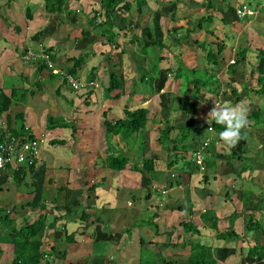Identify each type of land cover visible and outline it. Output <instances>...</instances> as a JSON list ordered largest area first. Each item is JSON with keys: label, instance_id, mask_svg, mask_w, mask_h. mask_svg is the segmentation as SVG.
Here are the masks:
<instances>
[{"label": "crops", "instance_id": "obj_1", "mask_svg": "<svg viewBox=\"0 0 264 264\" xmlns=\"http://www.w3.org/2000/svg\"><path fill=\"white\" fill-rule=\"evenodd\" d=\"M218 1L215 2L216 8L222 6L221 8L227 11L215 14L214 20L217 25L222 24L221 17L227 19V24L219 26L218 32L231 29L236 34V41L230 37L233 39V49L229 48L230 44L225 41L227 44L225 52L228 55L224 52V57L229 56L230 59L226 60L231 62L240 42L239 34L242 32L246 31L247 36L254 35L259 43L264 42L263 35L259 34L261 31L255 33L258 29L254 25L255 22L264 24V9H260L264 6V1L257 3L256 9L251 8L243 2L244 0H231L229 4L225 0ZM182 2L174 1L171 4L160 5L154 0H146L139 14L133 4L131 16L135 24L124 25L120 15L114 18L117 27L110 29L112 36L115 37L113 43L107 40L111 35L107 32L109 28L97 27L89 21L95 9L93 5L99 4V0H67L62 11L57 13L46 11L45 0H0V88L8 96L13 89L27 90L23 102L14 103L9 107L10 126H17L15 116L18 113L23 114L24 128L29 129L35 138L43 143L38 151L37 168L34 172L27 171L20 183L14 180L10 169L0 170V207H4L5 211L15 218L17 230L26 220L32 223L40 214L46 215L38 235L41 241L40 249L45 252L40 264H82L85 257L88 258L87 264H135L140 260L141 238L152 244H164L169 241V245L162 251L164 259L171 261L170 264H185L190 247H184L183 242L190 236L179 226V222L184 219H192L198 224L201 232L199 239L203 244L214 248L218 264H264V258L250 257L246 252L249 242L264 243L260 229L249 233L245 231L248 214L259 215L258 221L264 216V210L260 208L264 200L261 197V188L255 197L257 201L249 188L256 181V176L250 179L251 173L246 172L238 175V166L240 169L241 165L231 162L230 158L221 160L214 156L222 153L225 156L231 155L230 152H226L222 142L217 140L214 131L204 139L207 145L203 147V142L198 149L202 151L205 170H199L191 175L180 171L181 160L168 168L171 160L169 152L158 142L160 130L169 119V114L173 113L174 117L180 119V121L169 119L177 128L187 123L202 126L203 122L207 121L208 114H204V117L199 114L204 105L209 107L204 100L194 114L185 107L181 108V105L175 108L176 110L171 106L172 95L184 99L185 96L192 94L193 85L188 83L186 88L185 75L175 76L179 61L188 68H185L187 79H190L191 68L197 66L212 69L208 64L205 67L199 65L201 62H198L196 50L198 46L185 39V31L194 30L190 24L197 20L192 10L203 9L205 14V9L188 6L190 0ZM157 4L160 6L157 7ZM241 4L248 5L255 14L250 18H240L235 12L228 10L229 6L236 10ZM26 8L31 10V19L25 17ZM166 11L168 12L164 14ZM242 19L245 21H241ZM97 20L101 21L102 17L98 15ZM16 24L20 30L15 28ZM173 28L179 29L173 33ZM83 30L90 33L86 39L82 37ZM38 31L42 33V37L38 41H31L30 37ZM199 32H195L197 33L195 35L198 36ZM158 38L162 39L166 48L161 53L163 59L158 63L160 71L154 73L142 48L152 45ZM47 47L52 48L53 71L59 75L56 78H51L47 70L38 76L35 75L36 58L45 53L43 49ZM27 54L32 56L28 58ZM79 56L85 60L77 69L75 79L86 83L87 86L75 90L60 74L66 66L72 65L73 61L68 58ZM261 61L259 60V67ZM255 62V53L248 51L246 60L236 67L237 78L245 81L250 75V80H254L256 74L252 75V67ZM226 67L224 64L216 72L217 77L222 75L224 82H220V91L212 94L219 96L221 89L225 91L228 78L224 73ZM111 72L116 73L122 83L117 98H105L103 94V88L107 86ZM147 73L152 77L149 90L143 86L149 83H145L141 78ZM140 82L143 84L138 86ZM185 88L188 92L186 94L183 91ZM210 88H203L204 92L201 90L196 99L201 101L200 98L208 97L211 93ZM217 96L214 97V101ZM193 99L192 97L191 100ZM230 101L223 95V99L217 102L227 104ZM210 105L212 107H209V110L214 107L213 104ZM139 106L147 107L150 111L146 129L151 138L150 146L147 144L143 154L141 153V157L138 158L141 160L145 150L150 149L155 152L151 158L156 162V169L151 175L142 174L144 180L137 171L126 169L115 175L104 166L108 142L117 152L135 149V153L138 142L126 144L118 135L108 139L101 125L104 112L109 119H118L122 116L124 107L133 109ZM161 114H165L164 120ZM53 119L61 125L70 124L67 127H48L49 124H53ZM2 126L7 128L3 115L0 117V127ZM156 138L158 146L155 143ZM51 140L64 143L51 144ZM160 151H166V158L163 159L159 155ZM188 153L189 156L186 158L193 159L195 152ZM206 161L213 162V167L206 168ZM148 176L152 180V189L160 192L159 199L156 198L158 195L153 193L149 199L137 194L139 191L136 186L143 182L147 185L145 177ZM175 179H179L180 185H168ZM96 183L99 187L89 190L91 185ZM59 185H66L70 189L66 201L62 197L63 193L56 192ZM42 186L47 191L44 205L36 209L22 207L27 202L35 203L40 199ZM148 190H143V195ZM130 191H135L138 195L136 205H133L132 198L128 196ZM54 198H58V202H53ZM245 198L252 203H246ZM80 202L88 213L85 220H81ZM56 206H59L58 209L54 208ZM178 207L183 210L178 211ZM210 209L218 218L219 231L228 230L232 226L242 238L227 242L216 239V230L209 228L201 220V213ZM154 212L157 213L154 221L158 224V234L146 225L132 228L134 222L142 219L147 221L143 216L146 214L150 218ZM4 229V224H0V234L3 235ZM66 235H70L73 240L67 242ZM6 240L0 237V264H11L14 257V246ZM149 247L147 253L153 251L155 256L148 261L151 264H162L161 251L153 250L152 245Z\"/></svg>", "mask_w": 264, "mask_h": 264}, {"label": "trees", "instance_id": "obj_2", "mask_svg": "<svg viewBox=\"0 0 264 264\" xmlns=\"http://www.w3.org/2000/svg\"><path fill=\"white\" fill-rule=\"evenodd\" d=\"M67 0H45V9L48 13H57L62 11V7L65 4ZM155 3L158 4H171L172 2H182V0H154ZM264 1L260 0L259 4ZM146 2V0H99V4L93 5L95 9H93L91 17H90V23L97 26V27H103L106 26V28H109L107 30L108 33L111 35L108 36L107 40L108 42H115V37L112 36V32L110 29H115L117 26L114 22V18L116 19L118 15L122 18V23L128 26H131L135 24V21H133L131 16V8L132 5L135 4L136 12L139 14L142 11V6ZM216 0H190L188 3V6L190 7H200L205 9V14L200 18V20L196 23V28L193 27L194 30L188 29L185 31L186 40L190 41L191 43H194L198 46V48L205 49L206 43H208V50L205 54V60L213 70L210 72L208 68L200 69L196 66L194 68L190 69V79L188 77V74H186V66L183 64V62H178V68L177 73L175 74L176 77H180L182 75H185L186 78V88L189 85L188 83H192L193 85V93L195 96H199L201 93V89L203 88H210L211 86L213 88H210L213 90V92L218 93L220 90V82H222L217 77L216 72L220 70V68L226 64V70L225 74L228 75V78L226 80V88L224 91V96L228 97L231 101L227 103L228 105H240L241 103V97L247 98L249 93H253L254 95L264 97V75L259 72V60L264 56V53L261 51V49H254L250 41L248 40L247 36L241 35L240 42L237 44V47L235 49V53L233 55V62H228L230 59L224 57V52L226 50V43L225 38L227 35L225 34L223 36L217 35V31L219 30L218 27L227 24V19L225 17L220 18L221 25H217L218 23L215 22V14L216 13H223V9L221 7L216 8L215 6ZM264 9V7H263ZM228 10L230 12H235V9L231 6H229ZM98 15L102 17V20L99 22L97 20ZM25 17L27 19L32 18V13L30 8H26ZM15 28L17 30H20V27L18 24L15 25ZM179 28H173L172 32L176 33ZM197 29V30H196ZM202 31L204 32V37L202 39L197 38L195 32ZM195 36H193L192 34ZM259 33V32H258ZM90 33L87 30L82 31V37L83 39H86L87 36ZM260 35H263V33H259ZM42 37V33L40 31L36 32L30 37L31 41H38ZM159 45L161 49H165L166 45L162 42L161 38H158L154 40L152 43V46ZM215 46L216 49L214 50L212 46ZM147 47H143L142 50L143 53L146 54V57H151L152 59L156 60L153 64H148L152 72L159 73L160 68L158 63L163 59V56H153L152 51L150 48L146 49ZM154 48V47H153ZM43 51L48 54L49 60L52 61L54 59V56L51 54L52 48L47 47L44 48ZM248 51H254L256 62L252 67V75L256 74L254 80H250V75L244 79H239L236 76V67L247 58ZM37 61L35 62V75L38 76L41 72L44 70L49 71V76L51 78H56L59 76L58 74L54 73L53 71V65L52 67H49L46 63V61L40 57L36 58ZM228 59V60H226ZM68 60H72L73 63L71 66H66L65 70L60 74L63 76V79H65V75H70L72 77H76V71L80 67V65L85 60L84 57H72L68 58ZM188 69V68H186ZM148 74V73H147ZM142 75L141 78L144 80L145 83H149V87L151 89V81L152 77L150 74ZM222 74V73H221ZM187 75V76H186ZM239 80V81H238ZM190 81V82H189ZM238 82V83H237ZM236 83V84H235ZM255 84V87H254ZM121 81L118 78V75L114 72H111L108 76V84L103 88V94L105 98H117L119 96L118 89L121 88ZM239 85V88L237 89L236 86ZM219 87V88H218ZM185 88V89H186ZM13 92H11V95H6L3 90L0 88V117L3 115L4 120L7 124V128L11 131L12 134L18 136V137H25L28 139L35 140V136L31 133L29 129H25L23 125V114L18 113L16 114V122L17 126L12 127L10 126V117H9V107L14 103H21L24 101L26 97V89H13ZM151 91V90H150ZM188 91V90H187ZM190 92V91H189ZM185 107L184 105L180 106ZM180 109V108H179ZM198 109V105L194 102L191 103L187 111L191 113H195ZM174 110H176L174 108ZM173 111V110H171ZM149 109L144 106L135 107L133 109H130L128 107H124L122 111V116L118 119H109L107 117L106 112L102 115V128L104 130V134L108 139H110L113 135H118L120 140L125 141L127 143L132 142H138V154L137 151L135 155L132 153L131 149L128 151H121L117 152L113 149L111 146V143L108 142L106 147L107 155L104 159V166L111 170V173L118 174L120 171L130 169L137 171L142 174H149L151 175L152 171H155L156 169V162L152 158L144 157L142 155L141 160H139L141 157V153L143 154V150L145 149L146 145L148 144L146 135L147 132L145 130L147 121L149 120ZM249 120L251 122V125L257 126V125H264V105L257 106L256 108L252 109L250 113L248 114ZM50 120L52 118H49ZM204 124L202 126H194L192 124H185L184 126L177 128L173 122H171L169 119L164 124L165 126L160 130V136L158 138V142L161 146L167 149L169 152V155L172 154V157H170V161L168 163V168H170L172 165L177 164L179 160H181L182 164L180 167V171L187 172L189 175L198 172L199 167L194 161V159L186 158L184 153L191 151L196 152L198 151L200 145L204 142V139L206 138V134H204V130H207L209 127V124L207 122H203ZM70 123H61L54 121L53 124H49L48 127H56V126H64L67 127ZM211 126L214 128V132L216 133L217 140L221 141L219 139V133L223 130L222 125H218L215 123V121L212 122ZM174 134V136H171ZM204 134V135H202ZM242 139L240 141L241 143V152L238 154H231V157L233 159H236L237 161H241V167L240 170H238V175H241V173H244L246 171H250L251 173L250 179H254L256 176V171L263 170L264 171V150L260 151L262 152L261 156H258L259 153H253L251 149L253 150L256 147V144L252 137H250L247 134V128L243 130L242 132ZM106 138V140H107ZM222 142V141H221ZM51 144H63V141L58 140H51ZM172 145V146H171ZM179 151V152H178ZM132 153V154H131ZM258 154V155H257ZM134 155V156H132ZM216 158H219L221 160L229 159L228 156H225V154H214ZM39 160V158H38ZM35 164L30 165L27 167H21L17 172L13 173L14 180L17 183H20L22 180H24L25 175L27 171L34 172L37 168V161ZM206 168H212L213 162H205ZM237 173V172H236ZM43 176V174H42ZM205 179L207 177L204 176ZM262 184H261V197L264 199V174L262 176ZM145 182L150 186V189L145 193L144 198L149 199V197L152 196V180L150 179V176L145 178ZM179 179H175L174 181H171L168 183V185H180ZM99 187V184L96 183L94 185H91L89 190L95 189ZM56 192L58 194L63 193V199L66 201L67 197L70 193V189L66 185H59L56 187ZM47 191L44 188V186L40 189V199L35 202H27L26 204H23L22 207L25 208H31L36 209L37 207L44 205L45 201V195ZM128 196L130 198H133L135 196L138 197V195L133 192H129ZM58 198H54L53 202H58ZM245 201L248 202L249 199L245 198ZM59 207V206H58ZM58 207H54L55 209H58ZM79 207L81 208L82 217L81 220H85L88 217V213L85 211L86 208L82 206V203L80 202ZM260 208L264 210V200L260 204ZM178 211L183 210L181 207L177 208ZM213 212L210 210H206L204 213H201V220L202 222H205L209 228H212L216 230V239L223 240L225 242L232 241V240H239L241 239V235L235 232V230L230 226L228 230L225 231H219L217 228V220L218 218L212 214ZM157 216V213L154 212L153 218L150 217L149 220L144 221L143 219L134 222L132 225V228H135V226L139 227L141 225H146L151 227V229L154 231L155 234L159 233L158 224L154 221V217ZM45 214H40L36 220H34L32 223H30V220H26L24 225L17 230L14 224L15 218L11 216V214H8L5 211L4 207H0V224H4V233L3 235L0 234V237L2 240L9 241L13 244L14 248V257L12 259L11 264H40L41 259L44 258V253L41 251V241L39 240V229L40 226L45 221ZM56 218L58 216H55ZM179 226L182 227V230L185 234H189V238L184 240L183 246H189L190 252L187 256V259L185 260V264H218L217 259L215 258V250L211 246H208L207 244H203L199 237L201 236V232L198 228V224H195L192 219H184L179 222ZM246 233H249L255 229H260L262 231V236H264V218L261 217L259 221L255 219V216L250 213L246 217V226H245ZM131 229V228H130ZM129 229V230H130ZM65 239L67 242H71L73 239L70 237V235H66ZM247 241V240H243ZM249 241V239H248ZM250 243V242H249ZM247 246V254L250 257H261L264 258V243L259 242H253L250 243ZM140 245H141V255L140 258L144 260H151L155 255V253L152 251V253H149L147 256L145 255L146 251L148 250L149 245L153 246V250L155 251H161V255L163 257L162 264H170L171 261H166L164 259V256L162 254V251L165 246L169 245V241L162 244V243H151L147 242L144 238L140 239ZM147 258V259H146ZM84 261L82 264H87L88 258H83ZM135 264H141V262L135 263Z\"/></svg>", "mask_w": 264, "mask_h": 264}, {"label": "rangeland", "instance_id": "obj_3", "mask_svg": "<svg viewBox=\"0 0 264 264\" xmlns=\"http://www.w3.org/2000/svg\"><path fill=\"white\" fill-rule=\"evenodd\" d=\"M162 1H165V0H162ZM220 1V0H219ZM218 1V2H219ZM226 1V3L227 4H229V2L231 1V0H225ZM243 2H246L251 8H253V9H256V6H257V3H259L260 2V0H244ZM161 5V4H160ZM160 5H158L157 4V7H159ZM162 6H164V5H162ZM220 7H222V6H220ZM264 6H262V7H260V9L261 8H263ZM161 8V7H160ZM165 10H167V9H165ZM193 12H194V16H195V18L197 19L194 23H192V24H190V25H193V27L194 28H196V26H197V22L200 20V18L204 15L203 13V9H195V10H192ZM224 11V10H223ZM168 11H166V12H164V14L165 13H167ZM227 12V11H226ZM225 11H224V13H226ZM229 14H231V13H229ZM232 15V14H231ZM250 18V17H249ZM241 21H245V20H241ZM196 25V26H195ZM254 25L257 27V29H258V31L256 30L255 31V33L256 32H259V31H261V33H264V24H262V23H254ZM192 27V26H191ZM222 30H223V28H222ZM217 33H218V35L219 36H223L224 37V35L226 34L227 35V38H225V41H226V43L227 44H230V47L229 48H231V49H233V45H232V38H230V37H233V38H235L236 37V34H234V31H232L231 29H228V30H226V31H217ZM241 35H244V36H247V33H246V31H244V32H242L241 34H239V38L241 37L242 38V36ZM249 35V34H248ZM262 36V35H261ZM199 39H202L203 37H204V32H199V34H198V36H197ZM248 37V40L249 41H251V46L254 48V49H261V51L264 53V42H262V43H259V41L257 40V39H255L254 38V35L251 37L250 35L249 36H247ZM250 37V38H249ZM230 38V39H229ZM263 38H264V34H263ZM231 40V41H230ZM235 41H236V38L234 39ZM239 40H241V39H239ZM264 40V39H263ZM227 44H226V46H227ZM207 46V47H206ZM206 46H205V49H202V48H198V49H196L197 50V59H198V62H201V64H199V65H201L202 67L204 66H206V64H207V62H206V60H205V54H206V51L208 50V43H206ZM235 46V45H234ZM254 46H256V47H254ZM154 47V48H153ZM148 48H150V50L152 51V54H153V56H159V55H161V53L163 52V50L164 49H161L160 47H159V45H155V46H152V45H150V46H147V48L146 49H148ZM212 48L215 50L216 49V47L213 45L212 46ZM254 52V51H253ZM225 55H228L227 54V52H225ZM233 57V56H232ZM157 60V59H156ZM156 60H154V59H152L151 57H147V62H148V64H153V63H155L156 62ZM260 60H262L261 61V64H260V67H259V71L262 73V74H264V56L262 57V58H260ZM200 69V68H199ZM201 69H203V68H201ZM210 70V72L213 70V69H209ZM219 75V74H218ZM219 78L220 79H222L221 81L222 82H224V78L222 77V75H219ZM190 82V81H189ZM143 83H138V86H141ZM143 86L144 87H146V89L148 88V90H149V84L148 85H146V84H143ZM220 87V86H219ZM218 87V88H219ZM72 88V87H71ZM236 88L238 89L239 88V90H241L240 89V87H239V85H237L236 86ZM72 89H74V88H72ZM80 90V89H79ZM203 92H204V89H201ZM210 90V89H209ZM185 93L184 94H186V93H188V92H186V89L185 90H183ZM210 92L211 93H209V95H208V97H206L205 96V99H202V98H200L201 99V101H199V99H196V96H195V94L193 93V88H191V93L192 94H190V96H185L184 97V99H180V98H178L177 96H175V95H172V97H171V106L172 107H174V108H177V107H179L180 105H182V103H183V105L185 106V108H188V104H191L192 102H194L193 100H195L196 102H195V104H197L198 106H202V104H201V102L204 100V103H206L209 107H212V105H210V104H213V106L215 105V101H218V100H221V99H223V94H224V91H222V89H221V92H220V94H219V96H217V95H215V94H212L213 93V90H210ZM211 96L213 97V99H211ZM216 96L218 97L215 101H214V97L216 98ZM194 98L193 100H191V98ZM198 98V97H197ZM227 98V97H226ZM242 99H241V104L239 105V106H241V107H244V108H246L247 110H248V114L250 113V111L252 110V109H254V108H256L257 106H260V105H264V97L263 98H261V97H259V96H257V95H254L252 92L251 93H249V95H248V97L247 98H244L243 96L241 97ZM210 103V104H209ZM222 104V103H221ZM209 107H206V105H204V108L203 109H201L200 111H199V114L201 115V116H203L204 117V114H208L209 112H210V108ZM167 113V112H166ZM165 113V114H166ZM165 114H161V118H162V120H164V116H165ZM186 114V113H185ZM188 114H190V113H187V115ZM170 116H171V118H170ZM168 118L169 119H171V120H176V121H180V119H178L177 117H174V114L172 113L171 115L169 114L168 115ZM185 118H186V116H185ZM203 119V118H202ZM161 120V121H162ZM204 120H205V118H204ZM203 121V120H202ZM204 122H207V121H204ZM188 124V123H187ZM160 126L161 125H159V128H160ZM247 128V134L250 136V137H252L253 138V140H254V142H255V144H256V147L252 150L251 149V151L253 152V153H259L260 151H262V150H264V125H257V126H253V125H251V122H250V120H249V124H248V126L246 127ZM145 130L148 132V135H147V141H148V146H150V138H151V136H150V133H149V131H148V129H146L145 128ZM204 132V134H206V135H208L210 132H207V130H204L203 131ZM204 134H202V135H204ZM171 136H174V134H172ZM156 142L155 143H157V145L156 146H158V142H157V138H156V140H155ZM42 142V141H41ZM40 142V145H39V149H41V144L43 145V143H41ZM222 144L225 146V150H226V152H230L231 154H238V153H240L241 152V149H242V145H241V143L239 142L235 147H229V146H227V145H225L223 142H222ZM229 149V150H228ZM208 151V150H207ZM219 152H221V151H219ZM132 153H135V149H132ZM155 153V152H154ZM153 153V151L152 150H145V153H144V156L145 157H148V158H151L152 156H154L155 154ZM159 155H161V157L164 159V158H166V156H167V153H166V151H160V153H159ZM184 155H185V157H188L189 156V153L187 152V153H184ZM258 155V154H257ZM262 155V152L261 153H259V155L258 156H261ZM170 157H172V154L171 155H169ZM226 156H228V158H230V159H232L231 160V162H234L235 164L237 163L238 165H241V161H237L236 159H233L232 157H231V155H226ZM153 158V157H152ZM190 159V158H189ZM231 166H233V165H231ZM235 166V165H234ZM209 169V168H208ZM238 170H240L239 169V166H238ZM250 171H246V173H249ZM257 172V174H256V181H258V182H254L252 185H251V187H249L250 188V190L252 191V193L254 194V199L257 201V199L255 198L258 194H259V190H260V187H261V184H262V176H263V174H264V171L263 170H259V171H256ZM139 173V172H138ZM141 175H142V173H141ZM146 178V177H145ZM142 179H143V175H142ZM144 180V179H143ZM146 186V187H145ZM152 188H153V185H152ZM136 189H138L137 191H139L137 194L138 195H140V196H142L143 198H144V195H143V190L144 191H146L147 189H150V186H148V184L146 185L144 182L142 183V184H138V187L136 186ZM185 192L187 193V190H185ZM229 192V191H228ZM153 194H155V195H158V196H156V198H160V192L159 191H157V189H153V192H152ZM231 193L229 192V195H230ZM225 195V194H224ZM227 195V194H226ZM223 197H225V196H223ZM139 199L137 198V196H135L134 197V199L132 198V201H133V205H136L137 204V201H138ZM246 203H252V201L251 200H249V202H246ZM131 208H134V207H131ZM210 211H212V212H214L212 209H210ZM187 214H189V213H187ZM143 217H145L144 219H147V220H149V216L148 215H146L145 214V216H143ZM142 217V218H143ZM255 219H257L258 217H259V215H256V213H255ZM186 218V217H185ZM263 218H264V216H263ZM200 223V222H199ZM162 249H164V248H162ZM165 250V249H164ZM148 250L146 251V253H145V255L147 256L148 255ZM147 259V258H146ZM139 262H141V264H151L148 260L146 261V260H144V259H142V258H140V260H139Z\"/></svg>", "mask_w": 264, "mask_h": 264}, {"label": "built area", "instance_id": "obj_4", "mask_svg": "<svg viewBox=\"0 0 264 264\" xmlns=\"http://www.w3.org/2000/svg\"><path fill=\"white\" fill-rule=\"evenodd\" d=\"M235 13L240 18H249L255 14L248 5L241 4L235 10ZM99 21V20H98ZM100 22V21H99ZM31 54H27L30 58ZM49 67H52V62L46 53L40 55ZM233 62V60H231ZM65 81L75 90L84 88L86 83L76 80L70 75H65ZM211 125H209L210 127ZM212 127V126H211ZM41 140L28 139L25 137H18L11 133L5 126L0 127V170L10 169L13 173L17 172L21 167H29L35 164L38 160V151ZM207 145L204 142L203 147ZM202 147V148H203ZM193 159L199 167L200 171L205 170L204 157L202 151H197L193 154Z\"/></svg>", "mask_w": 264, "mask_h": 264}, {"label": "clouds", "instance_id": "obj_5", "mask_svg": "<svg viewBox=\"0 0 264 264\" xmlns=\"http://www.w3.org/2000/svg\"><path fill=\"white\" fill-rule=\"evenodd\" d=\"M215 121L222 125L219 139L229 147H235L243 138L242 132L249 124L248 110L239 105L221 104L215 101L214 107L207 115L209 125ZM213 127H208L207 132H213Z\"/></svg>", "mask_w": 264, "mask_h": 264}]
</instances>
